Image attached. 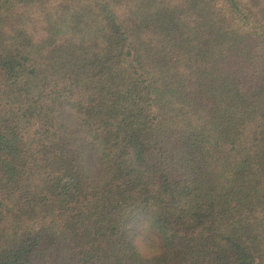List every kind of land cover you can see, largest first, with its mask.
Wrapping results in <instances>:
<instances>
[{
  "label": "trees",
  "instance_id": "1",
  "mask_svg": "<svg viewBox=\"0 0 264 264\" xmlns=\"http://www.w3.org/2000/svg\"><path fill=\"white\" fill-rule=\"evenodd\" d=\"M261 17L0 0V264H264Z\"/></svg>",
  "mask_w": 264,
  "mask_h": 264
},
{
  "label": "rangeland",
  "instance_id": "2",
  "mask_svg": "<svg viewBox=\"0 0 264 264\" xmlns=\"http://www.w3.org/2000/svg\"><path fill=\"white\" fill-rule=\"evenodd\" d=\"M242 2L245 3L247 7H250L252 9V11L256 14V0H242ZM262 20L264 21V18H262ZM147 248H148V243L142 242L140 245V250L144 254L150 255V252L148 251Z\"/></svg>",
  "mask_w": 264,
  "mask_h": 264
}]
</instances>
